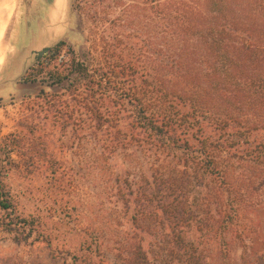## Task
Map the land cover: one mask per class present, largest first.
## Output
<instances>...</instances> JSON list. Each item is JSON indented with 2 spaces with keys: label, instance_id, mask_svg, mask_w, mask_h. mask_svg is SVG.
Instances as JSON below:
<instances>
[{
  "label": "trees",
  "instance_id": "trees-1",
  "mask_svg": "<svg viewBox=\"0 0 264 264\" xmlns=\"http://www.w3.org/2000/svg\"><path fill=\"white\" fill-rule=\"evenodd\" d=\"M107 20L109 34L95 38L98 58L71 50L72 108L85 110L110 144L165 157L122 195L139 233L127 242L124 264H151L152 243L177 262L196 260L191 245L211 231L202 214L213 189L216 205L205 210L220 219L215 231L246 247L240 194L264 187V0H130ZM63 45L44 48L38 60ZM58 103L60 128L82 130L84 120ZM4 161L0 154V231L25 239L40 233V222L18 211ZM247 201L264 207V199Z\"/></svg>",
  "mask_w": 264,
  "mask_h": 264
},
{
  "label": "rangeland",
  "instance_id": "rangeland-1",
  "mask_svg": "<svg viewBox=\"0 0 264 264\" xmlns=\"http://www.w3.org/2000/svg\"><path fill=\"white\" fill-rule=\"evenodd\" d=\"M128 2L0 0V145L7 148L0 154L9 166L4 179L17 197L18 211L40 222V233L25 239L0 231V264H124L127 242L139 237L122 195L135 188L143 168L150 170L165 157L145 156L134 144H110L85 110L72 108L68 75L71 50L98 58L101 44L95 38L109 34L107 18L118 17ZM59 40L65 45L58 55L38 60L40 51ZM32 70H39L37 78L26 79ZM58 73L68 80L57 82ZM60 101L84 120L82 130L60 128ZM213 191L202 214L211 231L200 246L191 245L198 247L199 257L177 262L152 243L151 264H264V207L247 206V200L264 199V187L240 194L237 223L247 231L246 247L232 236L221 240L220 230L215 231L220 219L205 210L216 205Z\"/></svg>",
  "mask_w": 264,
  "mask_h": 264
},
{
  "label": "bare ground",
  "instance_id": "bare-ground-1",
  "mask_svg": "<svg viewBox=\"0 0 264 264\" xmlns=\"http://www.w3.org/2000/svg\"><path fill=\"white\" fill-rule=\"evenodd\" d=\"M8 1H10V2H11V1H13V0H8Z\"/></svg>",
  "mask_w": 264,
  "mask_h": 264
}]
</instances>
